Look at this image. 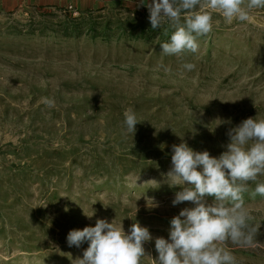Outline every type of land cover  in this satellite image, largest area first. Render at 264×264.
Returning <instances> with one entry per match:
<instances>
[{
  "label": "rangeland",
  "instance_id": "374dc122",
  "mask_svg": "<svg viewBox=\"0 0 264 264\" xmlns=\"http://www.w3.org/2000/svg\"><path fill=\"white\" fill-rule=\"evenodd\" d=\"M150 2L0 0V264H72L88 243L69 247L67 234L97 219L126 232L138 222L167 239L171 218L192 206L171 204L182 190L167 182L172 145L183 140L218 157L229 128L264 119V8L231 24L213 13L198 52L176 57L161 53L167 23L145 38L113 28L118 20L151 26ZM80 16L111 26L107 37L66 35ZM128 109L141 121L134 136L123 124ZM256 183L264 176L244 193L256 246L224 245L237 264H264ZM144 247L156 259L154 240ZM150 257L142 264H154Z\"/></svg>",
  "mask_w": 264,
  "mask_h": 264
},
{
  "label": "clouds",
  "instance_id": "9594fccd",
  "mask_svg": "<svg viewBox=\"0 0 264 264\" xmlns=\"http://www.w3.org/2000/svg\"><path fill=\"white\" fill-rule=\"evenodd\" d=\"M141 3L145 4L143 0ZM146 6L153 29L167 23L172 30L169 41L160 44L161 53L180 57L198 52V39L212 31L213 13L228 24L234 20L245 22L250 20L252 10L264 8V0H151ZM195 67L193 63L183 65L187 71ZM42 102L48 107L55 105L47 97ZM140 122L134 110L125 111L127 133L134 136ZM226 135L229 142L218 157L207 150L195 151L183 140L172 145L167 182L182 186V190L175 193L171 204L190 202L192 206L182 208L171 218L167 239L154 238L138 222L126 232L122 223L97 219L95 226L72 229L67 234L69 247L80 248L88 243L82 258L77 257L72 264H142L144 257H150L144 245L153 240L158 253L156 259L150 257L154 264H237L224 245L256 246L259 226L249 224L244 193L249 191V182L264 176V119L249 117L229 128ZM251 195L264 197V183H256ZM149 200L151 207L159 206L154 199ZM85 215L91 218L94 213Z\"/></svg>",
  "mask_w": 264,
  "mask_h": 264
},
{
  "label": "trees",
  "instance_id": "16d2710c",
  "mask_svg": "<svg viewBox=\"0 0 264 264\" xmlns=\"http://www.w3.org/2000/svg\"><path fill=\"white\" fill-rule=\"evenodd\" d=\"M73 21H76L77 24H73V26H65L62 28V31L66 34L69 35L73 33L74 31L78 32H86L89 33L90 36L93 37H98V36H104L107 37L109 30L112 28L109 26L107 23L103 24H96L95 21L85 18V17H77L74 18ZM115 30L119 33H124L128 36L131 37H138V38H145L147 35H149L151 32H153L155 29L152 28V26H144L142 25H129L127 27V24L120 22L119 20L114 22ZM166 33H168L166 30L159 31L158 34L160 37H166Z\"/></svg>",
  "mask_w": 264,
  "mask_h": 264
},
{
  "label": "crops",
  "instance_id": "0c3cea01",
  "mask_svg": "<svg viewBox=\"0 0 264 264\" xmlns=\"http://www.w3.org/2000/svg\"><path fill=\"white\" fill-rule=\"evenodd\" d=\"M17 2H19V0H16Z\"/></svg>",
  "mask_w": 264,
  "mask_h": 264
}]
</instances>
